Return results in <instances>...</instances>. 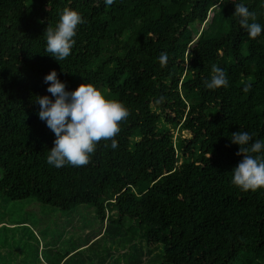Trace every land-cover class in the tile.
<instances>
[{"label":"trees","instance_id":"1","mask_svg":"<svg viewBox=\"0 0 264 264\" xmlns=\"http://www.w3.org/2000/svg\"><path fill=\"white\" fill-rule=\"evenodd\" d=\"M237 3L264 25V0H0V195L90 205L103 232L127 218L149 250L161 245L159 264H264V188L231 183L242 159L231 134L264 139V32L248 36ZM64 9L84 23L57 62L43 31ZM213 66L226 87H204ZM50 70L66 90L91 83L127 107L117 149L101 140L86 165L46 163L54 134L34 99L52 98ZM77 248L55 250L47 264H65Z\"/></svg>","mask_w":264,"mask_h":264},{"label":"clouds","instance_id":"2","mask_svg":"<svg viewBox=\"0 0 264 264\" xmlns=\"http://www.w3.org/2000/svg\"><path fill=\"white\" fill-rule=\"evenodd\" d=\"M113 2L114 0H106L109 5ZM233 15L238 18L240 27L250 38L255 39L264 32V25L256 22L255 14L244 3L234 5ZM82 23L84 19L78 11L62 10L55 26L48 24L43 31L46 53L57 62L66 59L75 43L77 26ZM158 60L161 66H165L167 54H161ZM212 73L210 79L203 82L205 88L215 90L228 85L222 68L213 66ZM43 80L47 84L46 91L52 98L37 95L34 102L39 105V119L54 134L53 146L48 149L46 163L56 168L86 165L101 140L107 141L105 147L117 149L116 136L120 132L121 122L126 121L129 116V111L122 102L108 98L91 83L84 82L73 90H66L55 70H50ZM250 87V84H245L243 90L248 91ZM163 100L164 97L161 96L157 103ZM230 142L239 146L236 154H242V159L231 171V183L242 192L264 188V139L253 140L249 132L236 131L231 134Z\"/></svg>","mask_w":264,"mask_h":264},{"label":"rangeland","instance_id":"3","mask_svg":"<svg viewBox=\"0 0 264 264\" xmlns=\"http://www.w3.org/2000/svg\"><path fill=\"white\" fill-rule=\"evenodd\" d=\"M130 223L124 218L123 227L113 225L117 233L103 232L106 222L90 205L60 210L32 196L11 201L0 195V264H47L55 250L66 253L75 247L79 252L65 264H159L161 245L149 250L137 228L125 229ZM232 264H241L240 257Z\"/></svg>","mask_w":264,"mask_h":264}]
</instances>
